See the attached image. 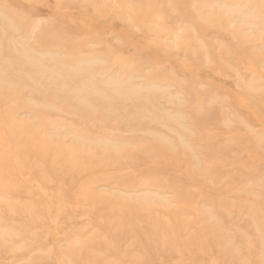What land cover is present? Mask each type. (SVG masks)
<instances>
[{"label": "rangeland", "instance_id": "1", "mask_svg": "<svg viewBox=\"0 0 264 264\" xmlns=\"http://www.w3.org/2000/svg\"><path fill=\"white\" fill-rule=\"evenodd\" d=\"M0 65V264H264V0H0Z\"/></svg>", "mask_w": 264, "mask_h": 264}, {"label": "bare ground", "instance_id": "2", "mask_svg": "<svg viewBox=\"0 0 264 264\" xmlns=\"http://www.w3.org/2000/svg\"><path fill=\"white\" fill-rule=\"evenodd\" d=\"M7 20V19H6ZM3 29V28H2ZM4 37H5V35H4ZM9 40V39H8ZM15 48V47H14ZM5 50V49H4ZM16 50V49H15ZM10 51V50H9ZM2 53V52H1ZM26 53V52H25ZM28 56H29V54H27ZM6 60V59H5ZM86 62V61H85ZM52 63V62H51ZM26 64V63H25ZM81 64V63H80ZM87 64V63H86ZM13 65V64H12ZM38 65H39V63H38ZM1 66V65H0ZM25 66V65H24ZM9 67V66H8ZM55 67H57V66H55ZM23 68V67H22ZM14 69V68H13ZM3 70V69H2ZM1 70V71H2ZM70 72V71H69ZM10 73V72H9ZM81 73V72H80ZM4 76H6V75H4ZM61 77V76H60ZM62 78V77H61ZM106 82H107V80H106ZM2 83V82H1ZM74 83V82H73ZM87 83H89V82H87ZM92 83V82H91ZM3 84H4V82H3ZM2 84V85H3ZM75 84V83H74ZM15 85V84H14ZM17 85V84H16ZM103 85H105V84H103ZM7 86H10V85H7ZM84 86V85H83ZM91 86V85H90ZM112 86V85H111ZM12 86H10L9 87V89L11 88ZM51 87V86H50ZM68 87V86H67ZM84 87H86V86H84ZM83 87V88H84ZM109 87V86H108ZM107 87V88H108ZM15 88H16V86H15ZM88 89H92V87L91 88H88ZM12 90H14V88L12 89ZM16 90V89H15ZM14 90V91H15ZM70 90V89H69ZM81 90V89H80ZM116 90V89H115ZM2 92H4L3 90L1 91L0 90V104L3 102V103H5V104H8V102L10 103V102H12V100H13V98H12V96H10V97H6L5 99H2ZM65 92V91H64ZM72 92V91H71ZM94 92V91H93ZM96 92V91H95ZM101 92V91H100ZM112 92V91H111ZM109 93V92H108ZM114 93V92H113ZM116 93V92H115ZM4 94H5V92H4ZM98 94V93H97ZM96 94V95H97ZM101 94V93H100ZM95 95V94H94ZM102 95V94H101ZM100 95V96H101ZM29 96V95H28ZM66 96V95H65ZM75 97V96H74ZM67 99H69V98H67ZM30 100V99H29ZM32 100H30V101H27L26 100V102H31ZM33 102V101H32ZM47 102V101H46ZM106 102H107V100H106ZM34 103H36V102H33V103H31V104H33L34 105ZM77 103V102H76ZM81 103V102H80ZM30 104V103H29ZM30 104V105H31ZM36 105V104H35ZM46 105V104H45ZM38 106V105H37ZM42 107H43V105H41ZM48 106V105H47ZM52 105H50L49 106V108L51 107ZM19 107V106H18ZM34 107V106H33ZM39 107V106H38ZM42 107H39V108H42ZM15 108V107H14ZM27 108V107H26ZM35 108H37V107H35ZM34 108V109H35ZM47 108V107H46ZM53 108H55V106L53 107ZM91 108V107H90ZM1 109V108H0ZM3 109V108H2ZM33 109V108H32ZM32 109H30V110H32ZM56 109V108H55ZM58 109V108H57ZM88 109V108H87ZM54 110V109H53ZM97 110V109H96ZM110 110V109H109ZM108 110V111H109ZM87 111H85V113H86ZM12 113L13 112H11V111H9V113H6L5 115L6 116H4V115H2L3 116V118H4V120H5V123H6V130H7V132H8V134H13L16 130H18V131H20L21 132V134L22 135H25L26 136V134H28L29 132H30V130L27 128V129H24V126H23V124L22 123H20V122H18L16 119H15V117L12 115ZM82 114V113H80V112H78V113H75V115H77L81 120L83 119H88V120H85V121H89V120H92L93 119V117H94V114H90L91 112H89L88 113V115L87 114ZM105 113V112H104ZM113 113V112H112ZM1 115V114H0ZM74 115V116H75ZM17 116V115H16ZM29 123V122H28ZM54 124V123H53ZM17 132V131H16ZM2 133V132H1ZM32 133H34V132H32ZM80 137V136H79ZM81 138L82 139H84L83 137H80V141H81ZM86 139H84V141H85ZM111 140V139H110ZM77 141V140H76ZM79 141V140H78ZM79 141V142H80ZM87 141V140H86ZM85 141V142H86ZM94 141V140H93ZM99 141H101V140H98V141H95V142H99ZM95 142H93L92 144H94ZM111 142V141H110ZM112 142H114V141H112ZM80 143H82V142H80ZM91 143V142H90ZM131 143V142H130ZM79 144V143H78ZM99 144V143H98ZM114 144V143H113ZM124 144V143H123ZM126 144V143H125ZM128 144V143H127ZM82 145V144H81ZM81 145H78V146H81ZM102 145V144H101ZM120 145H121V143H120ZM25 146V145H24ZM105 146V145H104ZM110 146H112V148H113V145H110ZM115 146V145H114ZM115 147H118V146H115ZM76 148V147H75ZM78 148V147H77ZM71 149V148H70ZM79 149H81V148H79ZM69 150V149H68ZM111 150V149H110ZM115 150H116V148H115ZM142 149H139V150H136L135 152H134V156H135V158H136V160L138 159V160H140V161H142V159H139V158H141V157H143L142 155H143V151H141ZM42 151L43 150H41V152H40V154H38V153H36V158L38 159H42L43 161L45 160V154H42ZM118 152H119V150H117ZM103 152V151H102ZM105 154H106V156H107V158L108 157H110L111 158V163H113V164H118V165H120V163L121 162H131V163H133V157L130 155V154H128V151L127 150H123V152L120 154V156H119V159H120V161L118 160V156L117 155H115L114 153H112V151L111 152H105ZM82 155V153L80 154V153H78L77 151L76 152H74L73 154H70L69 156H68V158H71L72 160H74L75 161V163L76 164H74V166L71 168V172H72V174H80V173H84V172H87V171H89V170H91L92 168H93V166H90V167H87L86 165H81V164H79L78 163V158H79V156H81ZM118 160V161H117ZM64 163H65V160H64ZM155 182V181H154ZM90 186V185H89ZM99 203H101V202H99ZM151 208V207H150ZM147 210H148V207H147ZM149 211V210H148ZM147 219H149V220H151L150 218H149V216H145ZM134 223L135 222H130V224L128 225V228H127V231L129 230L130 231V233H133L134 232V230H135V225H134ZM161 227H165L164 225H161V226H159V228H152V231H157V230H160L161 229ZM179 231V230H178ZM178 231H173V235L176 233L177 234V232ZM179 233V232H178Z\"/></svg>", "mask_w": 264, "mask_h": 264}]
</instances>
